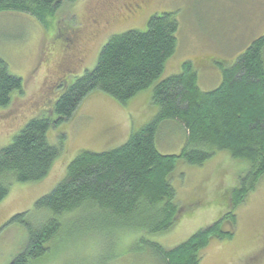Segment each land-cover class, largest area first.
I'll use <instances>...</instances> for the list:
<instances>
[{"label":"trees","instance_id":"16d2710c","mask_svg":"<svg viewBox=\"0 0 264 264\" xmlns=\"http://www.w3.org/2000/svg\"><path fill=\"white\" fill-rule=\"evenodd\" d=\"M77 1L0 0V14H26L47 25L65 4ZM179 28L176 13L165 12L153 15L144 31L129 30L111 37L96 67L68 86L51 112L32 118L0 150L1 204L13 184L41 182L49 175L61 147L51 145L48 134L52 127L72 119L87 97L100 92L126 106L140 93L152 91L156 115L151 121L133 129L128 140L115 149L82 151L69 164L66 178L37 200L32 211L11 218L8 224L24 227L26 242L10 264H38L50 255L53 244L66 240L63 234L71 227L82 228L72 231L79 233L74 236L97 238L99 233L123 237L170 231L183 213L172 183L178 164L199 167L220 151L249 165L228 195L231 211L174 248L146 238L140 242L152 252L155 264H201L213 239L234 237V230L225 231L223 223L230 221L235 227L236 209L264 177V36L252 42L231 66L222 65L219 86L204 91L191 61L183 63L181 73L158 82L177 51ZM23 90V79L0 59V109L9 107ZM164 124H173L172 132L184 134L179 154L164 155L158 150ZM37 213L46 216L37 222ZM81 215L87 220H77Z\"/></svg>","mask_w":264,"mask_h":264},{"label":"rangeland","instance_id":"374dc122","mask_svg":"<svg viewBox=\"0 0 264 264\" xmlns=\"http://www.w3.org/2000/svg\"><path fill=\"white\" fill-rule=\"evenodd\" d=\"M123 1L126 0H78L65 4L47 25L26 14H0V59L24 81L22 94H16L9 107L0 109V150L32 118L51 112L61 93L96 67L111 37L129 30H146L155 14L176 13L180 26L177 51L158 82L181 73L183 63L191 61L198 71L200 88L216 89L222 81L221 66H231L252 42L264 36V0H149L141 15L126 14ZM124 6L127 11L131 8L129 4ZM87 18L93 37L88 31L89 40L82 45L81 53L74 52L71 57L68 40L72 39L73 29L80 24L85 27ZM143 103L134 98L123 106L94 92L72 119L51 128L49 142L53 146L60 144L61 154L49 175L41 182L13 184L9 196L0 204V264H10L26 242L24 227L8 224L11 218L32 211L37 200L66 178L69 164L82 151L105 152L123 145L132 126L142 123L138 109ZM163 127L170 132L162 128L158 150L164 155L179 154L185 144L184 134L172 132L173 124ZM248 169L246 162L233 159L228 151L218 152L199 167L180 162L172 183L183 213L170 231L123 237L99 233L101 237L97 238L88 234L74 236L79 233L72 231L82 228L71 227L68 234H63L66 240L61 238L53 244L50 255L38 264H155L152 252L142 247L140 239L174 248L221 220L231 211L228 195ZM235 213V227L230 221L223 223L225 231L234 230V237L213 239L201 264H264V177ZM37 214V222L46 216ZM77 220L87 218L81 215Z\"/></svg>","mask_w":264,"mask_h":264},{"label":"flooded vegetation","instance_id":"af4514ba","mask_svg":"<svg viewBox=\"0 0 264 264\" xmlns=\"http://www.w3.org/2000/svg\"><path fill=\"white\" fill-rule=\"evenodd\" d=\"M114 3L122 1V0H112ZM153 1V0H152ZM149 0H126L121 3L123 6L124 12L128 15H141V13L144 12L145 7L147 6ZM125 4H129L131 8H128V11L125 8ZM143 11V12H142ZM121 14V13H118ZM115 16V15H114ZM144 16V15H143ZM126 17V16H125ZM127 18V17H126ZM89 18L86 20V25L84 27L83 24H80V27L77 29H73L72 31V39L68 40V50H70V56L72 57V54L74 53L76 55L77 52L81 53L82 45L86 43L85 41L89 40L90 34L88 31H92L91 25H90ZM92 37H93V31H92ZM92 40V38H91ZM81 45V46H80ZM80 50V51H79Z\"/></svg>","mask_w":264,"mask_h":264},{"label":"crops","instance_id":"0c3cea01","mask_svg":"<svg viewBox=\"0 0 264 264\" xmlns=\"http://www.w3.org/2000/svg\"><path fill=\"white\" fill-rule=\"evenodd\" d=\"M152 91L151 89L147 90V91H144L142 93H140L139 95H137L135 97L139 99V101H142L144 100V103H143V107L139 108L138 111H139V115L140 117L142 118V123L140 122L139 124H136V125H133L132 126V129H130V131H132L133 129H137L139 128L140 126H142L145 122L149 121L150 119H152V117L155 115L156 113V108L155 106H153L152 104ZM149 111H151V113L149 114ZM129 131V132H130ZM128 133V131H127Z\"/></svg>","mask_w":264,"mask_h":264}]
</instances>
